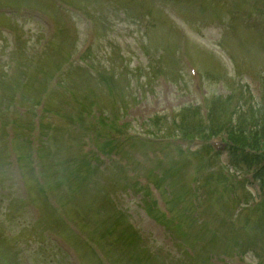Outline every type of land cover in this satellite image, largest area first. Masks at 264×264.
Masks as SVG:
<instances>
[{
	"label": "rangeland",
	"instance_id": "374dc122",
	"mask_svg": "<svg viewBox=\"0 0 264 264\" xmlns=\"http://www.w3.org/2000/svg\"><path fill=\"white\" fill-rule=\"evenodd\" d=\"M69 2L71 8L60 11L43 0H0V6L8 8L5 12L10 15L0 17V108H5L4 116L9 114L6 110L11 90L17 83H3L2 78L14 79L21 68L25 74L34 72L32 61L43 56L37 55L43 51L41 40L45 37L48 42L51 37L49 22L36 10L59 18L62 28L46 54L47 60L42 62V58L37 64L42 73H34L28 89V112L12 109L17 119L20 156L26 160L29 156L30 121L34 114L31 106L44 91L50 111L58 116L48 113L53 118L49 119L52 132L41 133L47 136L45 147H41L36 132L31 137L39 142L43 166L50 169L46 176L57 197L66 193L59 179L63 170L56 172L60 160L77 161L80 156L84 159V153L93 158L100 152L102 162L93 164L97 187L107 190H93L89 184V193H84L87 207L70 205L67 210L85 231L101 240L104 227L90 229V215L98 210L97 218L101 220L107 212L99 206L102 199L96 205L91 198L96 193L109 192L107 197L123 210L125 220L135 227L149 250L146 257L140 247L141 252L121 253L107 240H101L99 245L106 248L109 261L132 264L139 258L145 264H258L257 260H263L264 264V217L260 212H245L247 207L238 200L241 195H249L242 189L249 181L238 177L235 169H226L221 157L207 161L202 155L207 161L202 164L197 158L199 142L172 138L177 130L174 115L188 106L199 108L205 115L213 104L215 112L227 123L250 105L254 113L252 110L241 124L264 120V0ZM92 29L96 35L88 66L71 65L68 74L61 76L60 86L46 91L49 79L58 69L54 70L81 48ZM191 68L198 71L197 79L190 76ZM91 102L96 106L90 119L74 124V113L81 107L90 109ZM100 117L104 119L102 123ZM89 125L90 134L86 136ZM111 127L152 142H147L149 147H142L133 139L126 140L125 134H118V151L104 153L99 143L103 145L107 137L114 135ZM151 132L157 135L154 139L149 138ZM0 135V232L6 228L11 235L16 234V250L23 264H70L48 232L52 229L62 233V226L44 208L40 197L35 195L44 215L36 221L42 223H32L23 207L6 157L4 132ZM225 140L222 139L228 145ZM220 147L222 151L224 145ZM125 173L132 178L126 179ZM148 186L161 208H172L170 215L183 218L179 220L182 234L159 223L155 212L148 214L144 201ZM248 188L255 192L254 186ZM230 218L237 220V227H231ZM245 225H255V231L241 233ZM206 237L210 243L207 247L217 250L211 258L199 248L205 244L193 247V238L195 241ZM182 238L192 243L191 248L184 247ZM71 242L80 248L78 255L85 264H98L83 241L71 237ZM0 248L2 252L4 248L11 249L10 242H0Z\"/></svg>",
	"mask_w": 264,
	"mask_h": 264
},
{
	"label": "trees",
	"instance_id": "16d2710c",
	"mask_svg": "<svg viewBox=\"0 0 264 264\" xmlns=\"http://www.w3.org/2000/svg\"><path fill=\"white\" fill-rule=\"evenodd\" d=\"M209 134L213 133L210 130ZM232 150H239L243 154V162L249 166L257 165V177L264 184V126L256 127L249 132H232L228 135ZM248 151V152H246ZM123 244L132 246L135 244L134 235L125 230L122 236Z\"/></svg>",
	"mask_w": 264,
	"mask_h": 264
}]
</instances>
